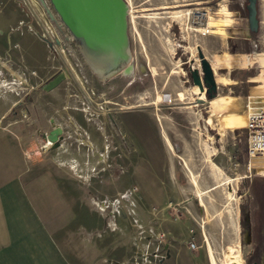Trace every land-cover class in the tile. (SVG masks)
Instances as JSON below:
<instances>
[{
  "label": "rangeland",
  "instance_id": "1",
  "mask_svg": "<svg viewBox=\"0 0 264 264\" xmlns=\"http://www.w3.org/2000/svg\"><path fill=\"white\" fill-rule=\"evenodd\" d=\"M29 1L34 18L0 44L7 66L0 85L17 88L21 99L11 116L39 120L44 155L53 148L48 126L87 119L85 130L97 136L114 126L115 190L98 184L99 153L87 164L96 182L87 190L89 248H103L104 264H159L168 246L181 248L187 264H264V158L249 161L245 108L248 96L264 98V0H256V30L248 0H124L131 73L107 79L87 63L51 1ZM200 50L216 73L212 100L201 98L192 76L201 71ZM61 73L66 79L45 91ZM161 126L188 162L177 158V180L160 173L170 159Z\"/></svg>",
  "mask_w": 264,
  "mask_h": 264
},
{
  "label": "crops",
  "instance_id": "2",
  "mask_svg": "<svg viewBox=\"0 0 264 264\" xmlns=\"http://www.w3.org/2000/svg\"><path fill=\"white\" fill-rule=\"evenodd\" d=\"M34 14L36 13L33 4L29 0H0V44L7 46L16 35V31L22 29L28 19H33ZM5 57V54L0 52L2 77L3 72L4 77L6 76ZM11 74L17 77V73ZM2 83L0 264H104L106 261L103 248L92 249L88 245L87 190L96 182L87 164L94 152L99 153L98 161L104 166L99 174L105 176H102L103 179L98 184L101 186L107 184V187L115 190L117 181L115 171L108 168L111 154H114L113 150L117 147L114 126L106 124L104 132L97 136L93 128L85 130L84 127L88 125L87 119H79L80 122L74 117L64 119L65 124L58 127L62 130L59 146L55 148L53 145L54 149L50 147L51 152L44 155L42 147L46 149L48 145L43 146L37 139V135L43 130L39 120L32 118L25 121L11 116L12 112L17 114L15 109L21 104V99L15 95L17 88L8 90L7 83L4 80ZM49 122L52 124L53 118H50ZM54 129H56L54 125L48 126L47 133L50 135ZM107 135L111 136L110 140ZM160 137L170 155L169 161L163 165L160 173L177 180V158L184 164L186 160L175 152L173 138L163 126ZM67 147L70 149L65 151ZM63 151L70 153L66 155V159L60 160L58 156ZM180 171L183 172V169ZM172 184L174 188L181 183L173 181ZM106 204L107 202L104 203L102 200L99 202L101 207ZM110 204L114 205L115 202ZM101 216L104 218L103 213ZM76 224L80 229L73 232L72 227ZM76 238L79 244H76ZM180 249L166 247L159 264H187L183 262V251ZM107 263L123 264L113 260ZM143 264H152V261Z\"/></svg>",
  "mask_w": 264,
  "mask_h": 264
},
{
  "label": "water",
  "instance_id": "3",
  "mask_svg": "<svg viewBox=\"0 0 264 264\" xmlns=\"http://www.w3.org/2000/svg\"><path fill=\"white\" fill-rule=\"evenodd\" d=\"M62 22L79 43L84 58L100 78L107 79L121 72V64L129 62L127 34V4L124 0H50ZM249 20L253 30L258 27L256 0L249 5ZM201 71L194 69L192 76L201 93L214 99L219 86L212 64L199 51ZM98 67L102 71L98 72ZM66 79L61 73L43 89L52 91ZM207 90V91H206ZM62 130L54 129L48 136L57 148Z\"/></svg>",
  "mask_w": 264,
  "mask_h": 264
},
{
  "label": "built area",
  "instance_id": "4",
  "mask_svg": "<svg viewBox=\"0 0 264 264\" xmlns=\"http://www.w3.org/2000/svg\"><path fill=\"white\" fill-rule=\"evenodd\" d=\"M249 62L255 63V56L248 55L245 57ZM247 61V60H245ZM172 98H169V103ZM247 112V129L249 137L247 140V152L249 161L255 158H264V98L248 96L245 104ZM191 249H197L195 244H192Z\"/></svg>",
  "mask_w": 264,
  "mask_h": 264
},
{
  "label": "bare ground",
  "instance_id": "5",
  "mask_svg": "<svg viewBox=\"0 0 264 264\" xmlns=\"http://www.w3.org/2000/svg\"><path fill=\"white\" fill-rule=\"evenodd\" d=\"M176 15L177 16H181V14L180 13H176ZM226 22V24L227 25H229V22H230V19L229 18H226V20H225ZM224 23V24H225ZM225 24V25H226ZM227 27V26H226ZM213 67V66H212ZM100 67H98V72H102V71H100L101 69H99ZM122 70H124V73H126V74H128V73H131V67H127V65H126V63H122L121 64V70L120 71H122ZM213 73H214V75H215V78H216V73H215V69L213 68ZM217 79V78H216ZM196 89L198 90V92H199V95H201V98H203L204 97V95H205V93H201V91H200V89H199V87H196ZM207 91V90H206ZM247 118V117H246ZM246 132H247V140H248V137H249V132H248V129H247V122H246ZM167 141V140H166ZM168 142V141H167ZM168 144H169V142H168ZM170 146V145H169ZM171 148H172V146H171ZM255 159H257V158H255ZM255 159H253V160H255ZM253 160L251 161V163L253 162ZM231 198H232V196H231ZM212 256V255H211Z\"/></svg>",
  "mask_w": 264,
  "mask_h": 264
},
{
  "label": "trees",
  "instance_id": "6",
  "mask_svg": "<svg viewBox=\"0 0 264 264\" xmlns=\"http://www.w3.org/2000/svg\"><path fill=\"white\" fill-rule=\"evenodd\" d=\"M247 71H248V69H245V70L242 71L241 74H242V75H246V74H247ZM242 75H240V76L237 78V80H238L239 82H241V80L243 79V76H242ZM208 98H209L210 100H212L210 96H208Z\"/></svg>",
  "mask_w": 264,
  "mask_h": 264
},
{
  "label": "flooded vegetation",
  "instance_id": "7",
  "mask_svg": "<svg viewBox=\"0 0 264 264\" xmlns=\"http://www.w3.org/2000/svg\"><path fill=\"white\" fill-rule=\"evenodd\" d=\"M254 0H248V3L249 5L251 4V2H253ZM249 5H248V11H249V14H250V9H249ZM250 16V15H249ZM252 26V25H251ZM253 27V26H252Z\"/></svg>",
  "mask_w": 264,
  "mask_h": 264
}]
</instances>
